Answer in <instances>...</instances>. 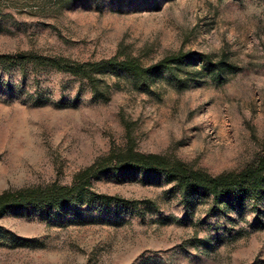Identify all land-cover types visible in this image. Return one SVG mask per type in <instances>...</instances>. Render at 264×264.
<instances>
[{
    "label": "rangeland",
    "instance_id": "1",
    "mask_svg": "<svg viewBox=\"0 0 264 264\" xmlns=\"http://www.w3.org/2000/svg\"><path fill=\"white\" fill-rule=\"evenodd\" d=\"M183 53L236 68L221 83L121 69L85 78L48 60L132 58L149 68ZM134 150L211 176L264 153V0H0V194L70 186L111 153ZM109 168V167H107ZM91 201L0 216V264H264V199L186 205L155 171H104ZM105 195L109 202L95 196Z\"/></svg>",
    "mask_w": 264,
    "mask_h": 264
},
{
    "label": "trees",
    "instance_id": "2",
    "mask_svg": "<svg viewBox=\"0 0 264 264\" xmlns=\"http://www.w3.org/2000/svg\"><path fill=\"white\" fill-rule=\"evenodd\" d=\"M190 56L179 52L167 56L155 65L146 68L132 58L118 61L116 57L106 62L99 63H73L65 59L48 60L49 65L57 70L66 71L72 75L85 78L90 84L94 82V74L101 69H121L139 85L147 86L149 76L155 71H166L174 76L182 73L185 81L179 80L182 85L208 76L222 81V73L236 71L232 65L223 59L214 62L211 56H200V69L194 76L188 77L185 69L192 63ZM109 167V168H107ZM136 169L141 171H155L173 182L181 194L182 202L186 205L193 202L196 197H207L211 206L223 211L230 207V203L242 205L250 202L257 206L264 199V153L252 166L239 173H222L211 176L204 171L194 170L179 161H171L158 155H145L134 150L121 153H111L105 163H97L79 172L70 186L51 185L46 188H28L18 191H6L0 194V216L7 210L30 211L58 208L64 205H79L91 201L89 184L92 177L104 171H126ZM97 199L109 202L110 197L105 195L95 196Z\"/></svg>",
    "mask_w": 264,
    "mask_h": 264
}]
</instances>
